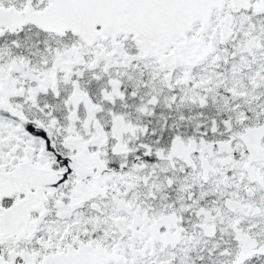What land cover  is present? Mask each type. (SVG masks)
Instances as JSON below:
<instances>
[{"label": "snow or ice", "instance_id": "1", "mask_svg": "<svg viewBox=\"0 0 264 264\" xmlns=\"http://www.w3.org/2000/svg\"><path fill=\"white\" fill-rule=\"evenodd\" d=\"M0 264H264V0H0Z\"/></svg>", "mask_w": 264, "mask_h": 264}]
</instances>
